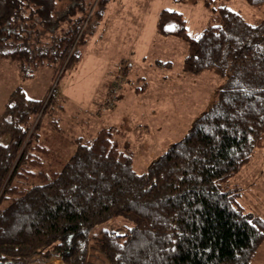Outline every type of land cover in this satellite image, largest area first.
<instances>
[{"label":"trees","instance_id":"16d2710c","mask_svg":"<svg viewBox=\"0 0 264 264\" xmlns=\"http://www.w3.org/2000/svg\"><path fill=\"white\" fill-rule=\"evenodd\" d=\"M245 1L264 15V0ZM60 2L0 0V56L35 65L58 59L59 69L78 63L77 47L94 34L85 28L92 5L70 0L60 11ZM204 2L209 20L199 36L189 34L183 13L168 9L156 30L187 45V74L209 71L225 84L146 171L134 143L115 127L78 137L74 154L55 160L57 171L37 134L56 95L44 104L21 87L11 92L0 115V264H89L91 240L107 264H250L264 241V218L246 212L243 187L229 182L264 145V17L253 25L217 0ZM100 5L98 21L107 0ZM43 35L54 44L35 55ZM116 219L125 234L108 227Z\"/></svg>","mask_w":264,"mask_h":264},{"label":"rangeland","instance_id":"374dc122","mask_svg":"<svg viewBox=\"0 0 264 264\" xmlns=\"http://www.w3.org/2000/svg\"><path fill=\"white\" fill-rule=\"evenodd\" d=\"M88 1L92 10L85 28H94V34L85 46L77 47L80 61L72 68L64 65L59 69L58 59L35 65L0 56V115L15 88H23L29 98L43 100L44 104L56 95L37 134L39 141L52 150L53 159L48 163L57 171L62 167L55 166V160L66 162L76 150L78 137L90 140L106 127L126 133L137 149L139 166L146 171L217 102L226 81L209 71L197 76L187 74V45L176 36L157 33L159 14L164 9L183 13L189 34L196 37L205 29L209 13L204 0H107L103 19L98 21L102 0ZM224 4L253 25L263 20V13L245 0H217V5ZM69 5L70 0H61L58 7L61 11ZM168 27L176 29L177 25L171 23ZM51 37L41 36L34 44L33 54L50 48L54 44ZM71 55L65 64L68 65ZM114 82L117 84L111 101ZM145 83L146 89L139 91ZM53 88L58 90L57 94L52 92ZM246 172L252 184L239 183L250 179ZM234 178L229 184L244 188L239 203L246 212L264 218V145L255 150L251 162ZM108 227L120 234L126 232L121 219ZM95 244L96 240H91L89 264H107ZM54 261L66 264L57 258L30 264ZM250 264H264V241Z\"/></svg>","mask_w":264,"mask_h":264},{"label":"crops","instance_id":"0c3cea01","mask_svg":"<svg viewBox=\"0 0 264 264\" xmlns=\"http://www.w3.org/2000/svg\"><path fill=\"white\" fill-rule=\"evenodd\" d=\"M144 169V168H143ZM247 173V172H246ZM249 174L247 173V176H248ZM248 178H250L248 181H246V182H239V183H243V184H252V178L251 177H249L248 176ZM251 182V183H250ZM239 183H237V184H239ZM246 186V185H245ZM264 193V192H263ZM52 263H60V264H62V262H60V261H54V262H51V264Z\"/></svg>","mask_w":264,"mask_h":264},{"label":"built area","instance_id":"2783aa9c","mask_svg":"<svg viewBox=\"0 0 264 264\" xmlns=\"http://www.w3.org/2000/svg\"><path fill=\"white\" fill-rule=\"evenodd\" d=\"M54 88H56V87H54ZM52 89V92L54 93V94H57L58 93V91H57V89Z\"/></svg>","mask_w":264,"mask_h":264},{"label":"bare ground","instance_id":"6f19581e","mask_svg":"<svg viewBox=\"0 0 264 264\" xmlns=\"http://www.w3.org/2000/svg\"><path fill=\"white\" fill-rule=\"evenodd\" d=\"M58 91V90H57ZM50 97V96H49ZM235 179V178H234ZM235 181V180H234ZM244 189V188H243ZM49 264H51V263H49ZM52 264H58V263H52Z\"/></svg>","mask_w":264,"mask_h":264}]
</instances>
